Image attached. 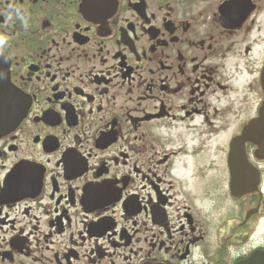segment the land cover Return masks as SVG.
Wrapping results in <instances>:
<instances>
[{
	"label": "flooded vegetation",
	"instance_id": "1",
	"mask_svg": "<svg viewBox=\"0 0 264 264\" xmlns=\"http://www.w3.org/2000/svg\"><path fill=\"white\" fill-rule=\"evenodd\" d=\"M0 38V264L264 253V0H0Z\"/></svg>",
	"mask_w": 264,
	"mask_h": 264
},
{
	"label": "water",
	"instance_id": "2",
	"mask_svg": "<svg viewBox=\"0 0 264 264\" xmlns=\"http://www.w3.org/2000/svg\"><path fill=\"white\" fill-rule=\"evenodd\" d=\"M264 87V80H263ZM240 140L250 141L257 146L256 153L258 158L262 160L264 158V103L259 112V116L256 120H253L244 129ZM245 171L241 168V174L236 175L233 180V185L235 190H242L245 193L252 192L255 190L258 182V173L250 170L245 162ZM263 258L259 255H252L246 264H258Z\"/></svg>",
	"mask_w": 264,
	"mask_h": 264
},
{
	"label": "rangeland",
	"instance_id": "3",
	"mask_svg": "<svg viewBox=\"0 0 264 264\" xmlns=\"http://www.w3.org/2000/svg\"><path fill=\"white\" fill-rule=\"evenodd\" d=\"M261 166H262V171H263V174H262V183L264 185V163Z\"/></svg>",
	"mask_w": 264,
	"mask_h": 264
},
{
	"label": "clouds",
	"instance_id": "4",
	"mask_svg": "<svg viewBox=\"0 0 264 264\" xmlns=\"http://www.w3.org/2000/svg\"><path fill=\"white\" fill-rule=\"evenodd\" d=\"M3 43H4L3 39H2V38H0V46H2V45H3Z\"/></svg>",
	"mask_w": 264,
	"mask_h": 264
}]
</instances>
